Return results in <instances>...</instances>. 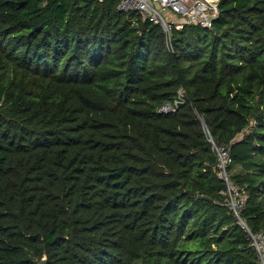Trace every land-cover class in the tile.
Listing matches in <instances>:
<instances>
[{"label": "trees", "instance_id": "obj_1", "mask_svg": "<svg viewBox=\"0 0 264 264\" xmlns=\"http://www.w3.org/2000/svg\"><path fill=\"white\" fill-rule=\"evenodd\" d=\"M118 2L0 0V264H258L203 127L264 232V0L168 42Z\"/></svg>", "mask_w": 264, "mask_h": 264}, {"label": "built area", "instance_id": "obj_2", "mask_svg": "<svg viewBox=\"0 0 264 264\" xmlns=\"http://www.w3.org/2000/svg\"><path fill=\"white\" fill-rule=\"evenodd\" d=\"M217 2L218 0H119L117 8L125 12H139L143 18L159 24L168 42L172 30L180 29L185 24L211 27L218 14ZM185 101V90L179 88L175 98L158 107L157 112H173ZM203 130L216 156V174L225 185L224 203L245 232L248 246L257 254L258 264H264V232L252 230L243 216L246 186L239 185L232 179L229 171L230 148L228 145L216 143L206 127Z\"/></svg>", "mask_w": 264, "mask_h": 264}, {"label": "crops", "instance_id": "obj_3", "mask_svg": "<svg viewBox=\"0 0 264 264\" xmlns=\"http://www.w3.org/2000/svg\"><path fill=\"white\" fill-rule=\"evenodd\" d=\"M243 135V132L239 133L237 136H236V139H240Z\"/></svg>", "mask_w": 264, "mask_h": 264}]
</instances>
